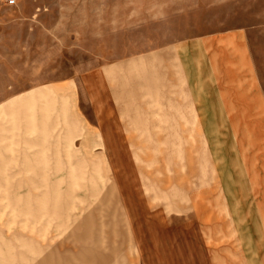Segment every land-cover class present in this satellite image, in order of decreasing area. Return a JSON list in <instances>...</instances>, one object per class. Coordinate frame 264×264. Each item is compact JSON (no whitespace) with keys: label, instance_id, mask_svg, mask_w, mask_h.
<instances>
[{"label":"rangeland","instance_id":"obj_1","mask_svg":"<svg viewBox=\"0 0 264 264\" xmlns=\"http://www.w3.org/2000/svg\"><path fill=\"white\" fill-rule=\"evenodd\" d=\"M41 255L264 264V0H0V264Z\"/></svg>","mask_w":264,"mask_h":264},{"label":"crops","instance_id":"obj_2","mask_svg":"<svg viewBox=\"0 0 264 264\" xmlns=\"http://www.w3.org/2000/svg\"><path fill=\"white\" fill-rule=\"evenodd\" d=\"M50 86H51L52 89H56V90H59L60 88H72V86L70 84H68V83H55V84H51ZM56 93H57V96L52 97L51 98V101L52 102L51 103H48V104H51V106H52L51 107V111H52L51 113L52 114L54 113L53 112L54 106H59V104L62 103V105L66 109L67 116L69 117L68 118V121H69V125L68 126L71 129V132H76V131H78L80 129H83V127L85 125L83 124V121H81V119L78 116V113L76 112L75 107H74L75 106V96L71 100L70 98L61 97L59 91H56ZM115 94H116V96H115V99L116 100L117 99H121V96H122L121 93H119L117 90H115ZM12 99H14L15 101H17L18 98L14 97V98H11L9 100L12 101ZM129 100H130V98H127V101H129ZM170 100H171L170 101V104L173 103L172 102V99H170ZM11 101H10V103H11ZM60 101H62V102H60ZM144 103L145 102H143L142 100H139V105H140L141 109H138L137 107H135L133 109L131 107V105L129 103H127L126 104L127 108L125 109V113L127 115H129V116L131 115L132 120L135 121V123L141 129H143L146 132H152V129L151 128H145L144 127V125H145L143 123L144 120L142 118H140V116H138V114L141 115V116H145V115H147V114L150 113V112L148 113V109H146L144 107V105H143ZM19 109H22V108L20 107ZM10 111L12 112V109H10ZM18 111L19 112H17V115L15 116V118L13 117V120L14 119H19L22 122V126L24 128L25 127L24 125H25L26 121L23 118V113L20 112L21 110H18ZM11 112L9 113L10 116H11ZM49 113H50V109L47 110V111H45V118H46V116H49ZM147 120H149V122H150L149 124H152L153 125V119H147ZM56 130H57V127L56 128H53V124H52L51 130H48L47 129V131H45L44 128L43 129H40V130L37 128L34 132H55ZM23 132H29V131L28 130H25V128H24ZM87 132H94V131L92 129H88ZM105 132H112V130L110 128H108V129L106 128ZM36 243H38L39 246L40 245H43V241L36 240ZM42 251H43V247L41 249H39V254H43ZM35 262H36V264H43V257H42V255H41V257H39L38 262L36 260H35ZM51 264H58L57 259L52 258ZM212 264H216V263L212 262Z\"/></svg>","mask_w":264,"mask_h":264},{"label":"bare ground","instance_id":"obj_3","mask_svg":"<svg viewBox=\"0 0 264 264\" xmlns=\"http://www.w3.org/2000/svg\"><path fill=\"white\" fill-rule=\"evenodd\" d=\"M68 134L69 133H74L75 134V132H67ZM64 134H62V136L61 137H58V139L57 140H55V139H52L51 141H50V143H47L46 141H47V139H46V137H47V132H41V139H40V142H32L33 144H35V145H40V146H42L43 147V150L42 151H44L45 149V147H47L46 145L47 144H49V145H51V147H56L57 149H55L54 148V152H55V154H59V146H60V144L62 143V141H63V138H64ZM48 148V147H47ZM69 150V152H72V148L71 149H68Z\"/></svg>","mask_w":264,"mask_h":264},{"label":"built area","instance_id":"obj_4","mask_svg":"<svg viewBox=\"0 0 264 264\" xmlns=\"http://www.w3.org/2000/svg\"><path fill=\"white\" fill-rule=\"evenodd\" d=\"M15 2V0H9L10 4H13Z\"/></svg>","mask_w":264,"mask_h":264}]
</instances>
